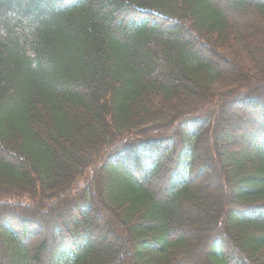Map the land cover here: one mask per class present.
Returning <instances> with one entry per match:
<instances>
[{"label": "trees", "instance_id": "1", "mask_svg": "<svg viewBox=\"0 0 264 264\" xmlns=\"http://www.w3.org/2000/svg\"><path fill=\"white\" fill-rule=\"evenodd\" d=\"M0 264H264V0H0Z\"/></svg>", "mask_w": 264, "mask_h": 264}]
</instances>
